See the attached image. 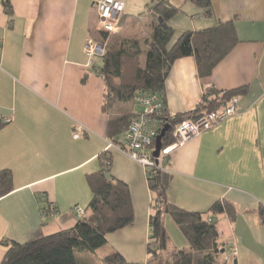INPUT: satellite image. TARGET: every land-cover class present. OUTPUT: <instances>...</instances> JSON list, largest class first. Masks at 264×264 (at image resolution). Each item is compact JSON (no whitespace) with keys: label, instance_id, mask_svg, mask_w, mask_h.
Masks as SVG:
<instances>
[{"label":"crops","instance_id":"0c3cea01","mask_svg":"<svg viewBox=\"0 0 264 264\" xmlns=\"http://www.w3.org/2000/svg\"><path fill=\"white\" fill-rule=\"evenodd\" d=\"M4 1L0 171L12 172L13 187L0 196V264L5 241L28 242L78 220L74 207L86 209L91 201L87 177L103 171V156L111 158L107 174L129 184L135 207L133 224L110 233L107 244L131 261H147L154 194L146 169L119 145L107 148L109 119L137 114L142 107L129 101L117 103L111 115L102 110L104 82L96 69L101 62L84 51L89 38L97 39L98 0H9L13 16ZM123 1L121 17L127 19L118 31L148 35L152 17L134 24L130 16L152 0ZM170 1L183 8L169 20L176 35L233 20L240 42L208 76L199 75L193 56L177 60L167 80L169 113L193 111L209 87L247 90L238 94L237 114L170 152L164 165L171 174L168 199L193 211H206L217 200L233 202L234 220L227 213L216 216L224 258L231 264H264V224L256 212L264 204V0H212L213 16L191 2Z\"/></svg>","mask_w":264,"mask_h":264},{"label":"trees","instance_id":"16d2710c","mask_svg":"<svg viewBox=\"0 0 264 264\" xmlns=\"http://www.w3.org/2000/svg\"><path fill=\"white\" fill-rule=\"evenodd\" d=\"M204 9L206 16H213L212 0H184ZM5 10L13 16L14 8L9 0L4 1ZM181 5L170 0H152L146 9L131 15L136 24L150 16L154 21L153 30L143 38L120 37L110 32L99 31L100 42L106 44L102 61L96 69L104 82L102 110L110 114L119 102L133 101L139 91H151L163 100L162 118L171 127L163 138L165 149L174 142V127L187 119L215 111L230 103L233 97L246 92L247 86L219 91L209 87L193 111L171 115L167 108V80L175 62L193 56L201 77L212 73L214 67L240 42L235 22H220L216 26L197 31H183L173 41L176 31L169 20L182 13ZM162 18L163 21H159ZM127 16L121 17L124 25ZM167 23L165 27L163 24ZM143 46L147 48L145 64L141 62ZM136 114H123L108 121L107 133L110 141L119 143L122 134L129 127ZM165 124V125H166ZM103 171L89 174L87 180L93 196L85 209V214L67 228L28 242L14 240L4 242L5 256L1 264H80L77 252H96L108 243V235L135 220V207L129 184L110 171L111 158H101ZM165 165V164H164ZM164 165L147 168L150 189L155 197L150 214V235L146 251L151 260L147 264H227L224 258V244L220 241L216 216L227 213L234 220L236 205L227 200H217L206 211L181 208L168 199L171 174ZM13 175L8 169L0 171V196L8 194L13 187ZM51 204L46 201L45 210ZM256 212L264 224V204ZM168 214L182 230L189 246L177 248L163 224V215ZM62 218H67L64 214ZM102 264H142L127 259L121 252L112 250L102 256Z\"/></svg>","mask_w":264,"mask_h":264},{"label":"built area","instance_id":"2783aa9c","mask_svg":"<svg viewBox=\"0 0 264 264\" xmlns=\"http://www.w3.org/2000/svg\"><path fill=\"white\" fill-rule=\"evenodd\" d=\"M96 7L98 14L97 30L110 33L118 32L121 14L125 10V2L123 0H98ZM105 49L106 44L94 38H89L84 47V51L90 57L103 56ZM133 101L142 107L141 111L132 119L129 127L122 134L120 142L109 141L107 148L110 149L114 145H119L145 169L158 164L164 165L173 149L183 146L193 137L239 112V98L235 96L228 105L218 110L178 123L172 132L174 142L162 149L160 156L155 158L153 152L155 151L156 138L166 124L162 118L163 100L157 93L139 91L134 96ZM80 134L81 132L77 131L74 136L78 137ZM74 209L78 215H84V207L77 205Z\"/></svg>","mask_w":264,"mask_h":264},{"label":"rangeland","instance_id":"374dc122","mask_svg":"<svg viewBox=\"0 0 264 264\" xmlns=\"http://www.w3.org/2000/svg\"><path fill=\"white\" fill-rule=\"evenodd\" d=\"M173 2V1H172ZM183 9V8H182ZM94 22H98L97 21V15H94ZM98 25V24H97ZM95 33V37L99 40L101 38V35L98 31H96L95 29L93 30ZM126 32H115L112 33L113 35H118L120 37L126 38V37H131L132 35L125 34ZM179 35H175L174 40H176V38ZM146 53H147V48L145 46H143V51L141 54V62L142 64H145L146 61ZM96 61L97 63H100L102 61V56H96ZM135 105V104H134ZM154 194V193H153ZM155 197V195H154ZM151 212H152V207H151ZM85 214V212H84ZM83 216V215H82ZM163 224L170 236L171 242L177 247V248H184V247H188L189 243L186 240L182 230L180 229V227L178 226V224L172 219V217L168 214H164L163 215ZM58 229V228H57ZM112 251L111 246L109 244H106L105 246L97 249L96 252H77L76 256L78 261L80 262V264H102L101 258L102 256L110 253ZM147 256V261H140V263L142 264H147L148 261L151 260L150 255H148L146 253ZM228 264H231V260L229 262H227Z\"/></svg>","mask_w":264,"mask_h":264},{"label":"water","instance_id":"95a60500","mask_svg":"<svg viewBox=\"0 0 264 264\" xmlns=\"http://www.w3.org/2000/svg\"><path fill=\"white\" fill-rule=\"evenodd\" d=\"M159 21H163L162 18H159ZM165 27L168 26L167 23L163 24ZM171 125L166 124L164 128L161 130L160 134L156 138V143H155V151L153 152V155L155 158H158L160 156L161 150L163 148V138L165 137L166 133L170 129ZM222 252H224V249H222Z\"/></svg>","mask_w":264,"mask_h":264}]
</instances>
